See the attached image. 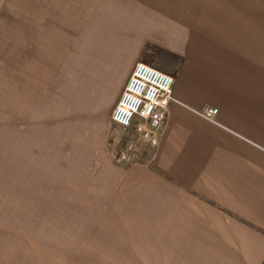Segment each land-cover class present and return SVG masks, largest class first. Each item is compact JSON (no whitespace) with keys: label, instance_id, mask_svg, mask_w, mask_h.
I'll return each mask as SVG.
<instances>
[{"label":"crops","instance_id":"1","mask_svg":"<svg viewBox=\"0 0 264 264\" xmlns=\"http://www.w3.org/2000/svg\"><path fill=\"white\" fill-rule=\"evenodd\" d=\"M87 8L100 48L88 55L87 79H105L122 54L130 72L145 61L175 78L156 141L121 149L135 163L112 168L101 188L102 200L119 201L121 215L141 224L136 252L120 264H264V22L240 21L230 13L237 6L209 15L205 0ZM206 106L218 108L215 119L199 113Z\"/></svg>","mask_w":264,"mask_h":264},{"label":"rangeland","instance_id":"2","mask_svg":"<svg viewBox=\"0 0 264 264\" xmlns=\"http://www.w3.org/2000/svg\"><path fill=\"white\" fill-rule=\"evenodd\" d=\"M205 2L209 15L237 6L240 21L264 22V0ZM87 10V0H0V264H120L138 247L141 224L101 196L112 168L135 163L120 150L137 134L111 120L131 64L122 54L105 79L85 77L100 50Z\"/></svg>","mask_w":264,"mask_h":264},{"label":"built area","instance_id":"3","mask_svg":"<svg viewBox=\"0 0 264 264\" xmlns=\"http://www.w3.org/2000/svg\"><path fill=\"white\" fill-rule=\"evenodd\" d=\"M175 78L147 62L137 61L118 97L112 120L125 127L135 125L138 138L155 142L167 119ZM218 108L206 106L199 113L215 119Z\"/></svg>","mask_w":264,"mask_h":264}]
</instances>
